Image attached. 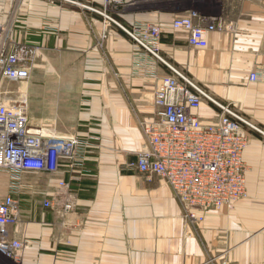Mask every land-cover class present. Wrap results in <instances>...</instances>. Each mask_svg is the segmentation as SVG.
I'll return each mask as SVG.
<instances>
[{"label": "crops", "instance_id": "obj_1", "mask_svg": "<svg viewBox=\"0 0 264 264\" xmlns=\"http://www.w3.org/2000/svg\"><path fill=\"white\" fill-rule=\"evenodd\" d=\"M89 5L103 9L105 0H0V21L43 54L32 73L47 76L46 98L71 97L72 122L55 134L89 143L75 167L62 159L55 172H25L21 215L9 227V238L23 242L22 264H264V79L250 80L252 71H264V0H128L114 13L122 24L160 23L163 56L262 130L244 127L246 195L207 211L201 223L184 218L161 176L126 169L146 143L140 120L162 109L158 80L132 73V40ZM191 10L217 25L206 47L190 46L187 33L171 27ZM156 69L172 73L162 63ZM220 112L208 99L197 110L207 123ZM3 175L0 200L8 190Z\"/></svg>", "mask_w": 264, "mask_h": 264}, {"label": "built area", "instance_id": "obj_2", "mask_svg": "<svg viewBox=\"0 0 264 264\" xmlns=\"http://www.w3.org/2000/svg\"><path fill=\"white\" fill-rule=\"evenodd\" d=\"M127 3L128 0H105V4L115 8L114 12ZM89 7L117 23L132 40V73L150 74L158 80L154 96L162 109L155 118L140 120L146 143L136 159L126 164V169L148 177L161 176L173 189L184 218L194 223L203 222L207 211L245 196L248 165L244 152L249 136L244 127L262 130L237 113L230 103L215 99L202 84L163 56L160 23L136 20L125 25L106 8ZM171 27L185 31L192 47H206L208 32L217 29V25L207 24L204 17L192 10L174 17ZM11 33L0 21V169L8 176L7 194L0 200V247L18 260L23 242L9 240V227L21 215L20 194L25 172H55L62 159H68L69 165L75 167L84 160L89 143L74 133H45L31 122L26 97H8L4 82L28 81L37 52L27 43L8 44ZM144 56L152 62L144 63ZM157 63L166 65L172 73L160 74ZM263 79L264 71L250 73L251 81ZM16 91L22 92L20 88ZM204 99L221 110L216 123H207L198 115ZM60 184L69 183L61 180ZM44 205L55 207L51 199H46ZM72 208V203H65L64 210Z\"/></svg>", "mask_w": 264, "mask_h": 264}, {"label": "rangeland", "instance_id": "obj_3", "mask_svg": "<svg viewBox=\"0 0 264 264\" xmlns=\"http://www.w3.org/2000/svg\"><path fill=\"white\" fill-rule=\"evenodd\" d=\"M78 1V0H77ZM28 10H32L29 8L27 4H25ZM91 6V5H89ZM104 9L106 8L107 12L114 15L115 8L112 5H107L105 4ZM28 12V11H27ZM106 18V17H105ZM22 20V19H18ZM109 22L110 20H107ZM5 28L9 30H12L11 37L7 40L8 44H18V43H26V42H21L17 39H15L14 34H15V25L12 23H5L3 22ZM127 25V24H125ZM27 45L37 48L34 44L27 43ZM36 58L41 59L43 56L42 53H40V49H36ZM41 69H36L34 73H31L30 80L28 83H19L17 81H11L7 80L4 82V85L6 88H8V97H13L17 98L19 96L26 97V100L29 105V111H30V116L31 119H33L34 122H40L44 124V127L42 128L45 133H58L60 131H65L68 130L67 127L69 122L71 123L72 120L70 119L71 115V97H64L66 96V93L62 97L52 98L48 99L46 98V95L48 93L47 87L49 86V82L47 79V76L44 75L43 71H40ZM21 89L22 92L16 91L17 89ZM68 103V104H67ZM67 124V125H66ZM64 125L65 129H62V126ZM56 126V130H52L51 127ZM255 129V128H254ZM52 130V131H51ZM71 132V131H68ZM4 172L1 171L0 169V191L1 189H4V183H5V178H4ZM11 240V238H9ZM1 241V239H0ZM4 248L0 247V264H22L24 259L23 257L20 256L17 257L18 260H16V256H9L8 252H4Z\"/></svg>", "mask_w": 264, "mask_h": 264}]
</instances>
